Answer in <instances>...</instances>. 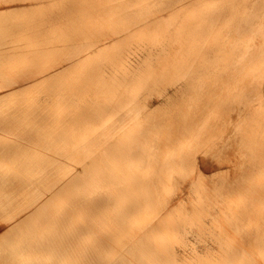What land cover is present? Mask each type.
<instances>
[{
    "label": "bare ground",
    "instance_id": "6f19581e",
    "mask_svg": "<svg viewBox=\"0 0 264 264\" xmlns=\"http://www.w3.org/2000/svg\"><path fill=\"white\" fill-rule=\"evenodd\" d=\"M13 10L21 13L20 18L0 24V60L6 63L20 58L29 63L32 52L27 55V50L19 51L22 46L13 50L1 48L3 45L17 43L16 34L27 30L33 34L31 39L26 37L29 40L47 43L49 37L40 39L39 30L61 24L60 17L63 23L71 18L73 25L78 24L77 30L71 31L72 24L65 22V40L77 34L80 43L72 48L73 53L66 49L62 62L69 64L62 70L59 60L38 71L45 76L39 85L32 86L41 92L30 89L31 94L51 100L39 105L41 110L28 107L25 99L26 103L21 102L31 110H19L17 103L13 109L18 107V111L10 114L8 106L13 101L6 108L3 102L20 93L11 87L33 79L24 78L25 73L12 83L0 80V92L11 93L0 95V133L9 137L0 139V167L8 168V174L0 172V201L8 202L0 209L5 213L0 215V264H71L76 255L80 260L73 264H100L102 255H92L84 248L72 254L75 243L61 232L72 231L77 236L74 242L82 243L89 233L103 236L94 235L97 241H106V231L99 224L107 221L114 227L118 209L124 223L140 212L139 219L144 220L140 225L144 226L139 235L130 227L124 228L126 248L131 252L123 253L122 246L117 256L105 253L106 264H264V104L253 105L259 97L252 101L250 96L248 101L250 94L256 99L253 93L258 85L244 82L246 76L251 74L255 80V75L264 71V0H0L1 13ZM104 27L109 32H103ZM33 47L36 49L35 44ZM29 74L27 77L32 76ZM172 74L177 76L164 80ZM151 85L161 86L162 91L140 101L141 90ZM24 90L21 92L26 97L29 89ZM231 112L237 113L235 123ZM28 114L29 127L43 124L50 132L25 135L19 130L17 133L27 136L30 144L24 151L26 143L10 137ZM105 117L111 121L106 122ZM221 119L232 124L233 142L219 140L223 135L219 134ZM91 127H96V133H88ZM220 144L231 146L224 155L226 160L229 151L235 158L227 160L230 164L222 169L225 172L207 176L200 162L210 154L213 158ZM90 145L94 150H88ZM60 146L63 157L75 151L83 155L75 161L79 170L64 165V171L53 172L58 159L42 155V150L59 152ZM12 170L18 175L11 174ZM181 174L191 178L190 192L200 195H195L199 199L196 203L192 198L195 204L190 205V211L184 204L188 182L181 179L178 186ZM225 177L236 181L226 184L222 182ZM224 184L227 186L222 190ZM222 192L226 199L222 195L218 200L216 196ZM235 193H245L244 202L229 204L228 196ZM121 200H126V205ZM16 201L18 208L12 212ZM76 218L82 224H75ZM191 223L198 224L193 228L203 226L212 237L213 245L205 246L204 240L202 255L194 244L189 247L188 236L187 242L184 240ZM133 225L137 228L135 222ZM181 236L185 243H180ZM122 237L110 240L114 245ZM177 243L178 247L184 245L181 251Z\"/></svg>",
    "mask_w": 264,
    "mask_h": 264
},
{
    "label": "rangeland",
    "instance_id": "374dc122",
    "mask_svg": "<svg viewBox=\"0 0 264 264\" xmlns=\"http://www.w3.org/2000/svg\"><path fill=\"white\" fill-rule=\"evenodd\" d=\"M46 2V1H45ZM4 3V2H3ZM2 3V4H3ZM49 3V2H48ZM47 3V4H48ZM51 3V2H50ZM2 6H4V5H2ZM5 13V12H4ZM1 13L0 12V24H5V25H7L9 22L10 23H12L14 20H16V19H19L20 18V16H21V13L19 12V11H12V12H10V13ZM47 15H48V13H47ZM31 16H33V15H31ZM27 17V16H26ZM25 16H24V19L26 20V19H30V17H28V18H26ZM21 18H23V17H21ZM32 18V17H31ZM62 17H60V18H58L59 20H62L61 22L63 23V18L61 19ZM44 19H45V17H44ZM69 19H71V18H69ZM69 19H66V20H64V23H63V25H62V23L60 22V21H58V23H61V24H58L57 26H56V23L54 24L53 23V27H51V25H45L44 26V28H42L41 30L44 32V34H42L43 32L41 31V30H39L41 33H39L38 35H39V37H40V39H42V38H48V44L47 43H43V41H32V40H29V39H31V36H33V34H31V32L30 31H28L27 30V32L25 33V34H16V36H18V45H17V43H13V44H5V45H3L1 48H6V49H13L14 47H17V46H22V47H20V49H19V51L20 52H26V50H27V52H26V54L27 55H30L31 54V52H32V54H31V56H28V60L31 58V59H33V60H35L36 59V61L37 60H39L38 62H40V63H33V60L32 61H28L29 63H27V62H23V59H16V60H12L11 62H9V63H6L7 61L6 60H0V62L2 63V65H0L1 67V69H2V71H3V73L0 75V80L3 82V81H5V82H10V83H12V81H15V80H20V79H22L23 78V75H25V73H26V75L24 76V78L26 77V78H28V79H33V81H20V82H18V86H17V84H15L14 86H12L11 88L13 89V90H15V93H19V91H20V93L22 94L21 96H20V93L18 94L19 95V97H15V98H13L14 96H13V94H12V99L11 98H7L3 103H4V105H3V107L4 108H6V106L7 105H10L11 104V101H13L12 102V106H8V107H11V108H8V112L10 113V114H13L14 112L13 111H18V107H19V110H23V108H24V111H28V110H31L30 108H28V107H32V109H37V110H41V108H40V106L39 105H42V103L43 102H46V101H48V100H50V99H48V98H46V97H44V96H41V97H36L38 94H31V91H32V93H35V92H33V90L34 91H38V92H41L38 88L39 87H36L37 89L35 90V87L33 88V86L36 84V82H39V81H41L42 80V78L45 76V73H43V75L41 74V73H39L41 70H43V69H45V66L47 65V67H46V69L49 67V66H51L50 64H57V62L60 60L61 62L63 61V58L65 57V54H66V51L68 50V48H69V51L71 52V53H73L74 52V49H72V48H75L80 42H78V41H76V35L77 34H74V36H72L73 34H71V37L73 38H71L70 39V41H66L65 40V38H64V35H63V29L64 28H66L68 25L69 26H71V24H72V26H71V31H73L74 29V31H76L77 30V28H78V24L77 23H75V25H73L74 24V22L71 20H69ZM70 22H69V21ZM67 23V26L65 25L66 23ZM60 25H61V28H60ZM65 25V26H64ZM55 26L57 27V29L55 28ZM59 26V27H58ZM46 27H47V29H46ZM51 28H54L52 31H51ZM58 28H60V30H62V31H60V30H58ZM63 28V29H62ZM45 29V30H44ZM103 29H105V30H103ZM108 27H104V28H102L101 30L103 31V32H105V33H107V32H109V30L110 29H108ZM47 30L50 32L51 31V33H46L47 32ZM55 30V31H54ZM65 30V29H64ZM56 31H59L58 33L59 34H57V33H54V32H56ZM28 32L30 33V34H28ZM0 33H1V31H0ZM73 33V32H72ZM48 34V35H47ZM15 35V34H14ZM25 35V36H24ZM42 35H43V37H42ZM54 35H57V36H55V38H53L54 37ZM22 36V37H21ZM29 36V37H28ZM48 36V37H47ZM52 36V37H51ZM63 36V37H62ZM25 37V38H24ZM26 37H28V38H26ZM60 37V39H57V38H59ZM62 37V38H61ZM21 38V39H20ZM23 38V39H22ZM51 38V39H50ZM53 38V39H52ZM57 41H56V40ZM62 39V40H61ZM23 40H26V41H28V42H26V41H23ZM50 40V41H49ZM51 40L53 41L54 40V42H52V44H51ZM65 40V41H64ZM21 41H23V44H22V42ZM29 41H30V44L28 45L27 43H29ZM59 41V42H58ZM74 41H76V44H75V42ZM32 42V43H31ZM36 42V43H35ZM42 42V43H41ZM59 44H63V45H59ZM62 42V43H61ZM68 44V47H67V44ZM71 42V43H70ZM20 43V44H19ZM42 44V47H40L41 46V44ZM55 43V44H54ZM71 45H70V44ZM22 44V45H21ZM25 44V45H24ZM35 44V48L36 49H34V47H33V45ZM44 45V46H43ZM46 45H47V49H46ZM51 45V46H50ZM72 45H74V46H72ZM39 46V47H38ZM52 46H54V47H52ZM59 48H58V47ZM134 47H135V45H133ZM32 47V48H31ZM45 47V48H44ZM49 47V48H48ZM64 47V48H63ZM70 47H71V49H70ZM137 47V46H136ZM21 48H25L24 50L25 51H23V49H21ZM54 48L56 49V48H58V49H56V51L58 50V52L56 53V51L54 50ZM61 48V49H60ZM34 49V50H33ZM39 49H40V51H39ZM51 49H53V50H51ZM65 49V50H64ZM67 49V50H66ZM14 50V49H13ZM13 50H10V51H13ZM22 50V51H21ZM30 50V51H29ZM33 50V51H32ZM39 51L40 53H38V52H36V51ZM50 50L52 51L51 53H50ZM44 51V52H43ZM46 51H48V52H46ZM60 51V52H59ZM29 52V53H28ZM35 53V54H34ZM37 53V54H36ZM41 53H42V55H41ZM48 53V54H47ZM55 53V54H54ZM34 54V55H33ZM40 54V55H39ZM43 54L45 55L44 57H43ZM56 54H57V56H56ZM59 54V55H58ZM39 55V56H38ZM49 55V57L48 58H50L51 59V61H48L49 59L48 58H46V56H48ZM72 55H74V54H72ZM35 56V57H34ZM61 56V57H60ZM63 56V57H62ZM36 57H38V58H36ZM46 58V59H45ZM60 58V59H59ZM42 59V60H41ZM43 59H44V61H43ZM57 60V61H56ZM3 61V62H2ZM47 61V62H46ZM59 61V62H60ZM32 62V63H31ZM43 62V63H42ZM49 62V63H48ZM56 62V63H55ZM67 62H69V61H67ZM67 62H62L60 65V70H62L61 68H63V67H65V66H67L69 63H67ZM3 63H4V65H3ZM22 63H23V65H22ZM27 63V64H26ZM42 63V64H41ZM45 63V64H44ZM65 63V64H64ZM33 64H35V65H33ZM28 65V66H27ZM31 66V67H30ZM36 66H39V67H37L36 68ZM42 66H44L43 68H41ZM27 68V69H26ZM35 68V69H34ZM123 68H125V65L123 66ZM26 69V70H25ZM32 69H33V71H32ZM38 69H40V70H38ZM126 69V68H125ZM29 70V71H28ZM35 70H37V72L41 75V77H39L40 75L35 71ZM6 71V72H5ZM24 73H23V72ZM28 71V72H27ZM29 72L32 74V76H29L30 74H29ZM33 72H35L36 74H38V76H36V74H34ZM262 73H263V75H262ZM27 74H29L28 75V77H27ZM34 74V75H33ZM260 75H262V77L260 78ZM171 77V78H169V77ZM168 76H165L164 77V80L166 81V80H168V79H172V78H175L177 75H175V74H172V75H168ZM173 76H175V77H173ZM251 74L249 75V76H246L245 77V80H244V82H249L250 81V83H251V85L254 83V85H253V87L255 86V83L258 85V87L257 86H255V87H257V88H254V89H256V91L253 93V94H255L256 93V99H255V97L252 95V94H250L249 95V97L251 96L253 99H252V101H256L257 100V98H258V101L257 102H255V103H253L252 101H251V103H253V105H255L256 103H258V102H260L261 104L263 103L264 104V87H261V85L262 86H264V71H262L259 75H255V80L254 79H252V77H254L253 75L251 76ZM259 76V77H258ZM36 77V78H35ZM249 77V80H247V78ZM257 77H258V79L259 80H261V81H259L258 79H257ZM38 78V79H37ZM250 78L252 79V80H250ZM36 79V80H35ZM40 79V80H39ZM257 79V80H256ZM255 82H254V81ZM256 81H258L259 83H261V84H259L258 82H256ZM21 85H20V84ZM26 83V84H25ZM31 84V85H30ZM38 85L40 84V82L39 83H37ZM33 85V86H32ZM37 85V86H38ZM60 85V84H59ZM27 86V87H26ZM28 86H30L31 88H29ZM21 87H23V88H21ZM27 89H26V88ZM154 86L153 85H151V86H149L148 87V89L146 88V91L143 89V90H141V91H143V92H140L141 93V96L143 97V96H145L146 97V95H152L153 97L155 96V95H157L160 91H162V87L161 86H156V87H154L155 88V90L154 89H152ZM260 87V88H259ZM260 89V91H259V89ZM261 88H263V89H261ZM18 89V90H17ZM27 91L28 89H29V91H30V89H31V91L29 92L28 91V93H30V95H32V96H30V95H28V93L25 91V90ZM33 89V90H32ZM41 89V88H40ZM18 92H17V91ZM22 90H24L25 92H26V95L27 96H29L30 97V99H29V97L28 98H26L25 96H23V95H25V93L24 92H21ZM42 91H45V92H48V90L47 89H45V90H43V89H41ZM38 92H36V93H38ZM45 92H42V93H44L45 94ZM154 92V93H153ZM257 92H258V94H257ZM259 92L260 93H262V94H259ZM5 93H8V94H11L10 92H8V91H1L0 92V95H2V94H5ZM24 93V94H23ZM147 93V94H146ZM252 93V92H251ZM40 94V93H39ZM16 95V94H15ZM34 95H36V96H34ZM41 95H43V94H41ZM23 96V97H22ZM43 97V98H42ZM251 97L249 98V102H250V99H251ZM34 98H36V99H34ZM27 100V105H28V107H27V105L25 104L24 105V103L23 102H25L26 103V101H24V100ZM143 99H144V97L142 98V99H140V101H143ZM10 100V101H9ZM23 100V102H21ZM31 100V101H30ZM9 101V102H8ZM16 101V102H15ZM22 103H20V102ZM29 101V102H28ZM39 101H40V103H39ZM51 101V100H50ZM56 101V100H55ZM15 102V103H14ZM49 102V101H48ZM6 103V104H5ZM17 103H19L17 106L18 107H16V109H13V107L15 108V106H16V104ZM31 103V104H30ZM251 103H248L250 106L252 105ZM14 104H15V106H14ZM21 104V105H20ZM38 104V105H37ZM22 106H24V107H22ZM33 106H35V107H33ZM25 107H27V108H25ZM37 107V108H36ZM262 107H263V105H262ZM21 108V109H20ZM11 109H13V110H11ZM262 109V108H261ZM249 110H247L246 112H248ZM262 111L264 112V107H263V109H262ZM29 112V111H28ZM245 112V113H246ZM21 114V113H20ZM19 114V115H20ZM247 115H248V113H246ZM22 115V114H21ZM26 117H27V120H25V121H21V122H19L18 124V130L16 129L15 131H14V134H12L11 135V139L12 140H18V141H22V143L23 142H25L26 144L25 145H22V147H24L23 148V150L24 151H28V148L30 147V144L26 141L27 139H28V137L27 136H22V135H19V133H17L19 130H20V132L22 131V132H24V134L25 135H29V134H33V133H38V132H43L44 131V133H46L47 131H49L50 132V130H48V129H50V128H48L47 130H46V128L48 127V126H45V125H43V124H39V125H37V126H32L31 124H30V127H29V124L28 123H30V121H29V114L28 115H25ZM249 116V115H248ZM231 118L233 119V121L232 122H234L235 123V121H236V118H237V113L235 114L234 112L232 113L231 112ZM226 119V118H225ZM106 122H110L111 120L110 119H108V117L106 118L105 117V119H104ZM110 120V121H109ZM220 121V123H219V126H220V129H222L223 130V132H225V133H221L222 132V130L220 131V133L219 134H223L222 136H221V138H219V140L220 141H222V142H226V140H231L232 142H233V140H234V138H233V135H232V131H233V126H232V124H230V123H227V120H224V119H221V120H219ZM105 122V123H106ZM224 122H226L225 124H224ZM107 123V124H108ZM111 123H113V122H111ZM228 124V125H227ZM230 125H231V127H230ZM44 126V127H43ZM35 127V128H34ZM224 127V128H223ZM34 128V129H33ZM96 127H94V129H95ZM228 130H227V129ZM230 128V129H229ZM87 129V128H86ZM85 129V130H86ZM93 129V127H91V128H88L87 130L89 131H87L88 133H92L93 132V134H94V132H95V130ZM9 133H12V131H10ZM48 133V132H47ZM96 133V132H95ZM226 134V135H225ZM1 136H2V138H1ZM5 136V139H6V137L9 139V137L8 136H6V135H4L2 132L0 133V139L1 140H3V137ZM13 136V137H12ZM232 137V138H231ZM20 139V140H19ZM0 140V141H1ZM92 140H93V138L90 140L91 142H92ZM233 146V145H232ZM18 147H21V146H17L16 148L18 149ZM61 147V146H60ZM91 147H93V148H91ZM229 147H231L230 145H229ZM229 147H227L226 148V146L225 145H223V144H220L219 146H218V148L216 149V150H214V154H215V156L212 158L211 156H213L212 154H210V155H208L207 156V160L206 159H204L202 162L203 163H201L200 162V166H202L203 168H205L204 170L205 171H203L207 176H210L211 177V175L214 173H219L220 174V171H222V172H225L224 170H226V166L228 165V164H230V163H228L227 162V160L229 159H233V158H235L234 157V155L231 153L232 151H229V153H228V159L226 160L224 157V155L226 154V151H227V149L229 148ZM88 148V150L89 149H91L90 151H92V150H94V145L93 146H88L87 147ZM221 148H223V149H221ZM63 149H62V147H61V151H59V152H57V154H56V152H50L49 151V149H45V151L44 150H42L43 151V154L42 155H44L45 154V156L47 155H49V157L51 156V157H53V158H56V160L58 159V162L55 164L56 166H54V170H53V172H56V173H58V172H61V170H63L64 171V168L65 167H70L71 165L72 166H74V168H76V169H80V167L79 166H76V163L78 162V160L81 158V157H83V155L81 154L80 156H79V154L77 155V153H79V152H77V151H75L72 155L74 156V154L76 155L75 157H72L71 158V156L69 155V157H70V160L68 161V159H69V157H67L68 155H65L66 157H63V155H62V153H64V151H62ZM48 151V152H47ZM220 151V152H219ZM21 152H23V151H21ZM61 152V153H60ZM223 152V153H222ZM53 153V154H52ZM59 153V154H58ZM66 153V152H65ZM70 153H68V154H70ZM217 153V154H216ZM84 154V153H83ZM86 154V153H85ZM57 155V156H56ZM87 155V154H86ZM79 156V157H78ZM85 156V155H84ZM219 156V157H218ZM60 157V158H59ZM86 157V156H85ZM65 158H66V160H65ZM68 158V159H67ZM78 158V159H77ZM220 158V159H219ZM60 160V161H59ZM74 160V161H73ZM209 160V161H208ZM212 160V161H211ZM75 161H77V162H75ZM217 161V163H216V165H215V162ZM221 161H222V163H224V164H222V165H220L221 164ZM225 161V162H224ZM59 162H61V163H59ZM64 162H66V163H64ZM67 162H70V163H67ZM211 162V163H210ZM227 162V163H226ZM1 163V162H0ZM3 163V162H2ZM2 163L0 164V165H2ZM64 163V164H63ZM218 163H219V165H218ZM45 164H46V162H43L42 163V169H45L44 168V166H45ZM68 164V165H67ZM59 165V166H58ZM65 165V167H63ZM70 165V166H69ZM58 167V168H57ZM60 167L62 168V169H60ZM79 167V168H78ZM201 167V168H202ZM213 167H214V169H213ZM222 167H224V168H222ZM203 168H202V170H203ZM210 168V169H209ZM1 169H4V170H1ZM60 169V170H59ZM222 169H224V170H222ZM46 170V169H45ZM6 172V171H8V168H5V167H0V172ZM9 171H11V170H9ZM15 172L16 171H14V170H12V172H11V174H13V175H18L17 173L18 172H16V174H15ZM21 172V174H23V173H25V172H23V171H20ZM198 172H200V170H198ZM221 172V173H222ZM6 174H8L7 172H6ZM12 176V175H11ZM195 177V178H194ZM193 178L194 179H196L197 177H196V175L194 176ZM187 177H183V174H181V177H180V180H179V182L180 183H178V186L179 185H181V182H183V180H181V179H184V181H186V182H188L187 183V188L185 189L186 191H189V193L187 192V193H185V197L187 198L186 199V201H185V203L184 204H187V205H185L186 206V208L190 211L191 210V208H192V206H190V205H193V203L195 202H197L199 199H197V198H199L200 197V195L198 196V194H196L194 191H191L190 192V187H191V184H192V181H191V178L190 177H188L187 179H188V181L187 180H185ZM207 178H209V177H207ZM190 179V180H189ZM224 179H225V181H224ZM223 179V181L222 182H224V183H233V182H235L236 181V178H234V177H225ZM24 180H26V178H24ZM240 182V181H239ZM226 184H224V185H222L220 188L222 189V190H224V188H226ZM172 190H173V188H172ZM191 190H194V188L193 189H191ZM213 190V189H212ZM174 192H175V188H174V190H173ZM194 192V193H193ZM193 193V194H192ZM7 194H9V192L7 191ZM188 194V195H187ZM191 194L193 195L192 197H191ZM187 195V196H186ZM190 195V196H189ZM198 196L197 198H196V196ZM219 195H221V196H219ZM222 195L225 197V195H224V193L222 192V194H218L216 197H218V200H222V198L223 199H226V197L224 198V197H222ZM239 195V196H238ZM10 197H11V194H10ZM222 197V198H221ZM247 196H246V194L245 193H235V194H232V195H230V196H228V201H229V204H236V203H242V202H244V200H245V198H246ZM192 198H194V202H193V199ZM197 200H196V199ZM221 198V199H220ZM125 199V198H124ZM239 199V200H238ZM123 200V199H122ZM122 200L120 201L123 205L125 204L126 205V200H124V202H122ZM242 201V202H239V201ZM4 201V203H2ZM227 201V202H228ZM238 201V202H237ZM190 202V203H189ZM7 201H5V200H2V201H0V209L2 208V206H6L7 205ZM194 203V204H195ZM2 204V205H1ZM6 204V205H5ZM18 205H19V203H18V201H16L15 203H14V205H12L13 206V209H11V211L12 212H14L15 210H16V208H18ZM3 209V208H2ZM14 210V211H13ZM10 211V212H11ZM45 211H47V209L45 210ZM108 211H110V210H108ZM117 211V210H116ZM140 211V210H139ZM118 212H119V217H117V224L113 227V226H111V224H110V222H107V221H102L101 222V224H99V226L101 227V228H103L105 231H106V234H105V237H107V240L106 241H97L95 238V236H97V237H103V236H101V235H95V234H87V235H85L84 237H85V239H84V241L82 242V243H79V242H74V240H73V238L75 239V238H77V236L76 235H74L73 233H72V231L69 233L68 231H66V232H61L62 233V235H65V236H63V237H66V238H69V239H72V241H69V242H73V243H75V245L70 249V251L72 252V254H74L73 253V251L75 252V254L78 252V251H80V250H83V248H84V250L86 251V252H88L89 251V253H91L92 255H94V254H99V255H102V257L100 258L101 260H100V264H106V260L108 259V257H107V255L108 254H110L111 256L113 255V256H117V255H119L120 254V252H121V250H120V248L123 246V248L125 247V249H123L122 250V252L123 253H130L131 252V250L130 249H128V248H126V247H128L129 246V244H128V242H127V240H125L126 239V237L128 236V234L126 233V236H125V230H124V228H128V227H130L131 229H133V231H135V233H137V235H139V231H142L143 229H142V227L144 226V225H140L141 223L142 224H144V220L142 219H139V213H138V211H137V213H138V215H136V216H134V215H132L131 217H129L130 219V223H132V224H134V222H135V225L137 224V219H139V220H141L140 222H139V224L138 225H136V227L137 228H135V226H134V228H133V226H131V225H129V223H128V221L126 222V223H124V222H122V219H124V218H122L123 217V215H122V213H121V211L118 209ZM0 215L1 216H3V215H5V213H4V211L3 210H0ZM135 217V218H134ZM137 217V218H136ZM132 218V219H131ZM136 220V221H135ZM138 220V221H139ZM192 221V220H191ZM85 222V224H88L87 223V221H84ZM83 222V223H84ZM192 222H194V221H192ZM198 222V221H197ZM76 223H79V224H82V222L81 221H79L78 220V218H76V220H75V224ZM196 223V222H195ZM127 227H126V226ZM140 225V226H139ZM195 225V224H194ZM194 225H192V223H191V225H189L188 227H187V231H188V234L186 235V238H185V236H184V240L187 242V236H188V239L190 240V241H188V243L190 242V244L191 245H189V247L190 246H196L197 247V250H198V252H200V251H203L204 252V245L206 244L205 242H204V240L207 242V245H205V246H210V245H213V244H211L213 241L211 240L212 239V237H211V235L210 234H208L207 233V231L206 230H204L203 229V226H201L200 225V227L202 228V230H204L203 232H198V229H199V231H202V230H200V227L197 229L196 227H194L193 228V226ZM197 226H198V224H196ZM195 225V226H196ZM59 226V225H58ZM125 226V227H124ZM192 226V227H191ZM75 227V226H74ZM61 228H66L65 226H63V225H61ZM69 228V227H68ZM117 228V229H116ZM130 228H128V229H130ZM190 228V229H189ZM193 228V229H192ZM231 228V227H230ZM122 229V230H121ZM117 230H119L120 232L118 233L117 232ZM190 230V231H189ZM192 230V231H191ZM197 230V231H196ZM0 232H3V230H1L0 229ZM124 233V234H121V233ZM207 233V235H206V233ZM187 233V232H186ZM204 235H203V234ZM120 234V235H119ZM134 234V233H133ZM133 234H129V235H133ZM185 233H182V235H184ZM95 235V236H94ZM68 236V237H67ZM115 236H119V237H122V240L120 241V242H116V243H120L121 244V246H120V244H116V243H114V245H113V243L111 242V238H114ZM194 236V237H193ZM208 237V238H207ZM124 238V239H123ZM181 238H182V236H181ZM181 238H179L180 239V243H181V241L183 242V243H185L184 242V240H183V238L181 239ZM214 238V237H213ZM202 239V240H201ZM210 239V240H209ZM194 240H196V241H194ZM200 240V241H199ZM199 241V242H198ZM201 242H204L203 244L201 243ZM211 242V243H210ZM68 243V242H67ZM179 243V242H178ZM178 243L176 244V246L178 247ZM182 243V244H183ZM192 244H194V245H192ZM210 244V245H209ZM81 245V246H80ZM83 245H85V247L83 246ZM113 245V248L111 247ZM198 245V246H197ZM116 246V247H115ZM119 246V247H118ZM183 247H184V245H182ZM176 247V248H177ZM183 247H181L180 246V244H179V247L177 248V250L179 251L180 249L179 248H183ZM188 247V248H189ZM199 247V248H198ZM76 248V249H75ZM191 248V247H190ZM110 249H112L111 251H110ZM114 249V250H113ZM191 250V249H190ZM77 251V252H76ZM126 251V252H125ZM181 251V250H180ZM213 252V251H212ZM214 252H215V250H214ZM213 252V253H214ZM105 253H107V255L105 254ZM112 253H114V254H116V255H114V254H112ZM203 253H199L198 255H202ZM109 256V255H108ZM76 258L78 257L77 255L75 256ZM75 257H74V259H72L71 260V264H73L74 262H76V261H78V260H80L79 258L78 259H75ZM198 258H199V256H198ZM197 258V259H198ZM92 259L93 260H96V258L95 257H92ZM74 260H76V261H74ZM74 261V262H73ZM98 261V260H97ZM200 262H195V264H199ZM70 264V263H69Z\"/></svg>",
    "mask_w": 264,
    "mask_h": 264
}]
</instances>
